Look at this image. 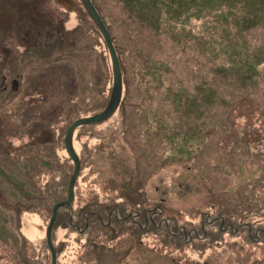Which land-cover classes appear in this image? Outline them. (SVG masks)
Wrapping results in <instances>:
<instances>
[{"label":"rangeland","instance_id":"rangeland-1","mask_svg":"<svg viewBox=\"0 0 264 264\" xmlns=\"http://www.w3.org/2000/svg\"><path fill=\"white\" fill-rule=\"evenodd\" d=\"M94 2L123 100L75 133L74 215L116 212L127 194L155 215L110 242L120 251L92 249L100 223L92 246L83 224L59 227L58 264H264V0ZM113 78L81 0H0V264H51L42 238L74 172L64 139L106 107ZM25 213L41 216L36 243Z\"/></svg>","mask_w":264,"mask_h":264},{"label":"water","instance_id":"water-1","mask_svg":"<svg viewBox=\"0 0 264 264\" xmlns=\"http://www.w3.org/2000/svg\"><path fill=\"white\" fill-rule=\"evenodd\" d=\"M81 3L84 9L86 10L88 16L92 20V22L95 24V26L103 35L106 45L108 47L112 60V66H113V77H114L113 87L111 90L110 99L105 109L100 113L77 119L75 122L71 124L65 136L64 145L68 156L71 158L74 164V172L68 184V197L66 200H63L55 204L52 211L53 212L52 217L46 229L47 244L50 249L51 258H52L51 264L58 263L57 250L53 244V233H54L55 224L62 210L67 209L70 212H72V204L75 199V188L82 170L81 160L75 150L73 143L74 134L76 130L80 127L99 126L107 122L116 113L123 98L124 80H123L122 68L118 57V53L116 51L111 35L108 31V28L92 0H81Z\"/></svg>","mask_w":264,"mask_h":264},{"label":"trees","instance_id":"trees-1","mask_svg":"<svg viewBox=\"0 0 264 264\" xmlns=\"http://www.w3.org/2000/svg\"><path fill=\"white\" fill-rule=\"evenodd\" d=\"M92 1L94 3L95 7L97 8V10L99 11V9L96 6L94 0H92ZM99 13H100V11H99ZM103 21H104V19H103ZM106 26H107V24H106ZM107 28H108V26H107ZM108 31H110L109 28H108ZM111 38L113 40V37H111ZM113 43H114V45L116 47V44H115L114 40H113ZM0 135L2 136L1 132H0ZM74 139H75V134H74V137H73V143H74ZM47 141L48 140H45V137H43V139L41 140L40 144H44L45 145V144H47V143H45ZM31 142L32 143L29 145L31 147L38 146V144H39L36 140H32ZM1 147L2 146H0V148ZM24 165L27 166V163H24ZM75 195H76V188H75ZM127 195H128V198L131 199L129 201L130 203H127V204L128 205L132 204L131 206H129V213H127V206L128 205H125V204L122 205L120 208L117 209L116 212H113L111 214L112 215V222L109 223L108 221H109V217H110V212H112L114 208L113 209L109 208L108 211H107V209L101 210L100 212H97V211L93 212V211H88V210L84 211L83 210V211H81L80 214H77V216L74 215L73 224L71 222L69 214L67 212H63L60 215V217L58 218L56 231H57V229L59 227L68 228L70 226V227L76 228L74 225L83 224L85 234L87 233L89 237L92 236V239L89 241V243H90L89 245L92 246L93 244H95V239L97 237L96 234L98 233V231L95 232V230H96L95 226H96L97 223H100V229H101V226H102V230H101L102 234H101V237H100L101 243H100V245H96L95 244L92 247V249L93 250L98 249V247L100 246V248L102 250L105 249V248H108V249H113V248L115 249L116 248V249H118L120 251L121 247L123 246V241L124 240L118 242V244L115 247L108 246L110 244V242L113 243V242L119 241L120 238H121L120 235L121 234H125V232H126V234H128L130 236V237L128 236L127 239H130L131 242H134L137 239L136 237L140 235V233H139V228L140 227H143L144 224H145L146 227H145V229L142 228V231L143 230L146 231V230L149 229V226H148L149 225L148 224L149 221L146 222V217L148 218V220L149 219L153 220L154 215H155V213L153 212L154 210H147L144 214L141 213L140 209L137 210V208H140V203H139L138 199L135 200L134 198L130 197V194H127ZM67 196H68V188H67ZM136 212L139 213V215L137 217H135V213ZM116 214H119L120 220L117 219ZM75 218H77L76 221H75ZM133 218H137V219L135 221H133ZM106 219H107V221H106ZM130 219L132 220L131 227L130 228L129 227H125L122 223L124 221L130 220ZM96 221H99V222H96ZM135 225H137V228L134 227ZM56 234L57 233L55 232V238H56ZM122 237H124V236H122ZM93 238H95V239H93ZM115 252H116V250H115ZM104 254L105 253L103 252V255Z\"/></svg>","mask_w":264,"mask_h":264},{"label":"bare ground","instance_id":"bare-ground-1","mask_svg":"<svg viewBox=\"0 0 264 264\" xmlns=\"http://www.w3.org/2000/svg\"><path fill=\"white\" fill-rule=\"evenodd\" d=\"M104 38V37H103ZM106 43V42H105ZM108 48V47H107ZM116 48V47H115ZM123 86H124V83H123ZM122 100H123V98H122ZM108 104V103H107ZM121 104H122V102H121ZM121 104H120V106H121ZM120 106H119V108H120ZM119 108H118V110H119ZM105 109V108H104ZM103 109V110H104ZM102 110V111H103ZM118 110L116 111V113L118 112ZM115 113V114H116ZM97 114V113H96ZM114 114V115H115ZM113 115V116H114ZM112 116V117H113ZM111 117V118H112ZM110 118V119H111ZM83 127H85V126H83ZM32 140H36L37 142H38V140L39 139H37V138H31L25 145H27V147H29V145L32 143L31 141ZM9 147H10V145L9 144H7ZM70 158V157H69ZM68 197V196H67ZM75 199H76V197H75ZM75 199H74V202H73V204H72V212H70L69 210H67V209H65V210H62L61 212H60V215L63 213V212H67L68 214H69V217H70V219H71V222H72V224H73V220H74V205H75ZM57 204V203H56ZM55 206V205H54ZM53 206V207H54ZM52 211H53V209H52ZM53 213V212H52ZM23 214V213H22ZM26 214H30V215H26ZM25 217H26V220L28 221V223L31 225L30 227H26V228H24L23 229V234L25 235V233L28 235V239L30 240V242H38L39 241V239L43 236V232L42 231H39L38 229H37V227H38V225H39V222H40V220L38 219L39 217H41L39 214H33V213H25ZM60 215H59V217H60ZM118 215V214H117ZM22 216V215H21ZM51 217H52V215H51ZM51 217H50V219H51ZM58 217V218H59ZM50 219H49V222H50ZM57 221H58V219H57ZM57 221H56V224H55V228H54V233H53V244H54V247L56 248V250H57V260H58V257H59V255H58V253H59V251H58V248H57V245H56V242H55V232H56V226H57ZM49 222H48V224H49ZM38 224V225H37ZM48 224L46 225V227H45V235L43 236V238H42V240L44 239L45 241H46V244H47V238H46V229H47V226H48ZM76 228V230H79L80 229V225L78 224V225H74ZM167 226H168V224H167ZM60 231H62V230H60ZM59 231V232H60ZM25 232V233H24ZM82 232H84V231H82ZM61 235V234H60ZM26 236V235H25ZM47 247H48V244H47ZM48 250H49V252H50V249H49V247H48ZM50 255H51V252H50Z\"/></svg>","mask_w":264,"mask_h":264},{"label":"flooded vegetation","instance_id":"flooded-vegetation-1","mask_svg":"<svg viewBox=\"0 0 264 264\" xmlns=\"http://www.w3.org/2000/svg\"><path fill=\"white\" fill-rule=\"evenodd\" d=\"M113 212H115V211L113 210L112 212H110V217H109V221H108L109 223L112 222V215H111V214H112ZM138 215H139V213L136 212V213H135V217H137ZM116 217H117V219L120 220V218H119V217H120L119 214H118V215L116 214ZM146 222H148V218H147V217H146ZM147 227H148V226H147Z\"/></svg>","mask_w":264,"mask_h":264}]
</instances>
